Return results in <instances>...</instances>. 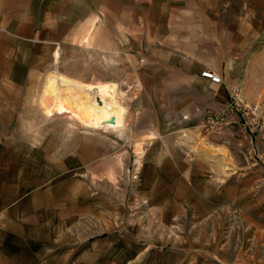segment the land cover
Returning a JSON list of instances; mask_svg holds the SVG:
<instances>
[{"label": "rangeland", "instance_id": "obj_1", "mask_svg": "<svg viewBox=\"0 0 264 264\" xmlns=\"http://www.w3.org/2000/svg\"><path fill=\"white\" fill-rule=\"evenodd\" d=\"M82 8L74 32L0 33V217L25 231L0 223V264H264V18L239 19L222 94L171 113L143 94L138 36ZM52 72L117 84L121 123L43 113Z\"/></svg>", "mask_w": 264, "mask_h": 264}, {"label": "crops", "instance_id": "obj_2", "mask_svg": "<svg viewBox=\"0 0 264 264\" xmlns=\"http://www.w3.org/2000/svg\"><path fill=\"white\" fill-rule=\"evenodd\" d=\"M80 7L82 13L102 12L106 21L118 19L120 27L138 36L149 52L144 62L153 71L142 78L143 94L161 99L155 107L171 106V113L176 112L179 99L183 105L178 111L190 110L193 86L201 88L204 97L222 94L219 85L198 75L200 70L210 69L223 80L233 63L232 50L239 47L235 35L250 32L239 19L264 18V0H0V17L5 20L1 39L11 35L32 42L42 33L39 27L45 17L57 20L53 23L57 34L74 32L67 19L76 27L75 20L83 16ZM94 39L89 36V43ZM6 216L1 215L0 223L11 232L2 233L1 240L8 243L14 229L25 231L22 223L17 228L14 218Z\"/></svg>", "mask_w": 264, "mask_h": 264}, {"label": "bare ground", "instance_id": "obj_3", "mask_svg": "<svg viewBox=\"0 0 264 264\" xmlns=\"http://www.w3.org/2000/svg\"><path fill=\"white\" fill-rule=\"evenodd\" d=\"M59 55L55 54L54 61ZM41 95L46 115L67 113L72 121L92 129L118 126L125 117L123 93L112 82H81L59 72L46 74Z\"/></svg>", "mask_w": 264, "mask_h": 264}, {"label": "built area", "instance_id": "obj_4", "mask_svg": "<svg viewBox=\"0 0 264 264\" xmlns=\"http://www.w3.org/2000/svg\"><path fill=\"white\" fill-rule=\"evenodd\" d=\"M200 77L210 81L212 84H222V78L220 75L210 69H205L202 71L200 73Z\"/></svg>", "mask_w": 264, "mask_h": 264}]
</instances>
